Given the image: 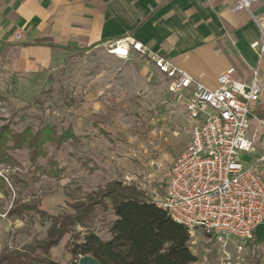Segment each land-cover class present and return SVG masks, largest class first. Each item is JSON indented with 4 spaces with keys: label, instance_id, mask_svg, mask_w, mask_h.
<instances>
[{
    "label": "rangeland",
    "instance_id": "rangeland-1",
    "mask_svg": "<svg viewBox=\"0 0 264 264\" xmlns=\"http://www.w3.org/2000/svg\"><path fill=\"white\" fill-rule=\"evenodd\" d=\"M9 60L8 46L0 44V127L35 132L53 126L56 140L34 166L26 148L10 150L12 163L0 166V174L10 176L8 195L0 191V250L28 243L46 228L34 212L8 217L14 199L56 213L115 178L136 183L152 198L165 193L168 168L189 143L195 122L144 57L119 58L99 46L70 50L56 65L33 72H15ZM258 144L242 160H250ZM113 219L107 199L88 225L109 238ZM65 240L51 251L62 263L70 259ZM221 244L217 236L197 232L190 241L197 257L192 264H264V241Z\"/></svg>",
    "mask_w": 264,
    "mask_h": 264
},
{
    "label": "crops",
    "instance_id": "crops-1",
    "mask_svg": "<svg viewBox=\"0 0 264 264\" xmlns=\"http://www.w3.org/2000/svg\"><path fill=\"white\" fill-rule=\"evenodd\" d=\"M235 1L0 0V44L8 46L15 72L48 68L70 50L99 47L126 35L210 89L228 69L242 83H248L256 69L261 93L250 107L248 133L259 144L243 162L264 176V51L258 57L251 46L260 37L252 16L264 12V0L250 12L233 10ZM36 40L46 43L38 45Z\"/></svg>",
    "mask_w": 264,
    "mask_h": 264
},
{
    "label": "built area",
    "instance_id": "built-area-1",
    "mask_svg": "<svg viewBox=\"0 0 264 264\" xmlns=\"http://www.w3.org/2000/svg\"><path fill=\"white\" fill-rule=\"evenodd\" d=\"M257 1L236 0L232 9L250 12ZM252 17L260 37L251 46L261 57L264 12ZM102 47L119 58L144 57L168 79L169 91L178 96L188 118L195 122L189 143L168 168L165 193L153 198L156 204L187 228L190 241L197 232H204L217 236L224 249L228 240L254 239L256 226L264 223V176L241 156L251 151L255 141V135L248 133V123L251 104L261 93L257 70L248 83H242L228 69L217 77L218 86L210 89L132 35L108 40ZM260 126L264 129V121Z\"/></svg>",
    "mask_w": 264,
    "mask_h": 264
},
{
    "label": "trees",
    "instance_id": "trees-1",
    "mask_svg": "<svg viewBox=\"0 0 264 264\" xmlns=\"http://www.w3.org/2000/svg\"><path fill=\"white\" fill-rule=\"evenodd\" d=\"M35 44H44L36 40ZM56 140L55 128L44 126L33 132L30 127L14 131L8 124L0 127V166L12 163L10 150L26 148L31 164L44 154L45 145ZM58 170L49 171L60 177ZM9 175L0 174V191L9 193ZM110 199L113 219L108 227L109 238H103L89 222L98 207ZM38 214L46 226L42 235L18 247L0 250V264H77L80 257L90 255L98 264H192L197 260L190 248V236L185 226L173 221L153 198L136 183L112 179L83 198L66 203L56 213L39 209L32 202L14 199L7 210L8 217L22 219L28 213ZM84 229V230H80ZM70 259L62 263L51 257L52 249L63 240ZM255 242H259L256 237Z\"/></svg>",
    "mask_w": 264,
    "mask_h": 264
},
{
    "label": "water",
    "instance_id": "water-1",
    "mask_svg": "<svg viewBox=\"0 0 264 264\" xmlns=\"http://www.w3.org/2000/svg\"><path fill=\"white\" fill-rule=\"evenodd\" d=\"M254 235L258 240L264 241V223L256 226ZM77 264H98V261L90 255H85L78 259Z\"/></svg>",
    "mask_w": 264,
    "mask_h": 264
}]
</instances>
